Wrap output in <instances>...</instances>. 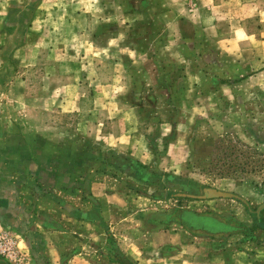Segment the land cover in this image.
Wrapping results in <instances>:
<instances>
[{"label": "rangeland", "instance_id": "obj_1", "mask_svg": "<svg viewBox=\"0 0 264 264\" xmlns=\"http://www.w3.org/2000/svg\"><path fill=\"white\" fill-rule=\"evenodd\" d=\"M9 138L85 174L71 202L104 207L103 239L67 226L89 260L193 264L201 247L209 264L219 240L228 264H264V0H0ZM205 187L247 204L183 195ZM5 240L14 264L31 259ZM128 240L138 252L116 254Z\"/></svg>", "mask_w": 264, "mask_h": 264}, {"label": "crops", "instance_id": "obj_2", "mask_svg": "<svg viewBox=\"0 0 264 264\" xmlns=\"http://www.w3.org/2000/svg\"><path fill=\"white\" fill-rule=\"evenodd\" d=\"M39 143V140L26 143L18 138H9L0 144V159L4 161L0 165V233L3 228H7L6 235H0V239H7L13 233L23 238L31 256L24 264H51L62 256L64 264H99L89 260L87 253H79L80 246H76L74 241L76 232L70 231L67 222L77 221L103 239L106 219L104 207L86 203L83 208L79 204H73V196L80 198L78 203H83L78 194L83 187L75 181H83L85 174H73L71 167L69 169L62 166L53 157L52 150ZM98 187H94L93 183L90 189L94 191ZM83 234L87 236L85 230ZM129 241L122 243L116 254L137 253L138 247L130 246ZM215 241V245L212 244L209 248L215 253L213 257H208V263L228 264L226 260L230 254H227L225 248L227 244L221 246L223 244L219 240ZM5 245L9 247L6 242ZM194 247L198 250L197 245L194 244ZM75 249L78 253H75ZM83 249L88 250L86 247ZM97 249H100L99 252L104 251L103 247L97 246ZM113 249L115 250L114 247ZM199 251V261L196 254L193 264L202 263L201 247ZM16 253L13 245L9 253L1 250L0 264H14V259L18 256ZM213 259L216 261L213 262Z\"/></svg>", "mask_w": 264, "mask_h": 264}, {"label": "water", "instance_id": "obj_3", "mask_svg": "<svg viewBox=\"0 0 264 264\" xmlns=\"http://www.w3.org/2000/svg\"><path fill=\"white\" fill-rule=\"evenodd\" d=\"M184 196H188L191 198H198V199H207V198H237L242 200L243 202H246V200L234 193V192H230V191H226V190H221L215 187H205L203 189V193L202 194H190V193H186L183 194ZM264 210V201L262 202V204H260L256 210V214L259 216L260 213ZM3 264H7V263H3Z\"/></svg>", "mask_w": 264, "mask_h": 264}, {"label": "trees", "instance_id": "obj_4", "mask_svg": "<svg viewBox=\"0 0 264 264\" xmlns=\"http://www.w3.org/2000/svg\"><path fill=\"white\" fill-rule=\"evenodd\" d=\"M256 221H257L258 226L260 228H263L264 229V210L260 213L259 216L256 215ZM220 226H224V225L220 224Z\"/></svg>", "mask_w": 264, "mask_h": 264}, {"label": "built area", "instance_id": "obj_5", "mask_svg": "<svg viewBox=\"0 0 264 264\" xmlns=\"http://www.w3.org/2000/svg\"><path fill=\"white\" fill-rule=\"evenodd\" d=\"M5 239V238H4ZM4 239H0V247H3V253H5V252H10V250L12 251V247L11 246H9V247H7L6 245H5V242H4Z\"/></svg>", "mask_w": 264, "mask_h": 264}, {"label": "flooded vegetation", "instance_id": "obj_6", "mask_svg": "<svg viewBox=\"0 0 264 264\" xmlns=\"http://www.w3.org/2000/svg\"><path fill=\"white\" fill-rule=\"evenodd\" d=\"M200 219V218H199ZM206 221L208 222V220L206 219ZM211 224V223H210ZM217 225H220V224H217Z\"/></svg>", "mask_w": 264, "mask_h": 264}]
</instances>
